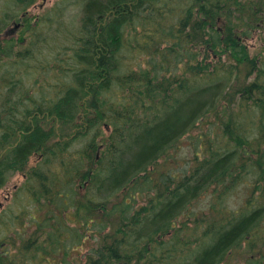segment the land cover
Returning <instances> with one entry per match:
<instances>
[{"label":"trees","instance_id":"16d2710c","mask_svg":"<svg viewBox=\"0 0 264 264\" xmlns=\"http://www.w3.org/2000/svg\"><path fill=\"white\" fill-rule=\"evenodd\" d=\"M26 1L29 3L34 0ZM166 2L167 0H86L83 14L86 30L73 38L77 68L71 82L64 86V91L58 93L50 110L53 108L51 112L62 121L73 120L81 92L88 82L92 91L91 104L96 109L95 115L104 114L106 123L113 128L108 138L110 145L106 148H110V164L102 173L95 170L87 174L90 179L89 188L99 191V194H90L88 197L84 194L86 201L80 203L83 195L79 196V200L77 198L72 201H69V195L73 197L77 194L76 180H81V175L83 178L86 175H78V165L84 163L86 156L81 151L74 152H80L77 155L70 152L65 155L61 149H68L69 141L46 153L48 158L52 156L58 163L56 172H59L50 179L41 174V180V175L34 172L31 178L39 176V179H34L36 182L32 194L36 196L37 192H45L47 205L59 201L64 204L62 210L73 206L72 213L78 220H70L76 221L74 223L77 228H72L77 235H72V231L66 229L68 216L61 219L57 216H65L66 213L42 210L45 212L43 217L32 216L39 226L33 240H27L13 253L0 251V264H25L27 253L29 256L26 264H80L79 261L84 258V264H220L238 239L250 235L249 231L254 227L255 220L262 216L264 210L258 211L257 208L250 214L239 216L221 233L203 242L199 249L177 260V255L168 253L161 235H167L174 227L173 216L177 207L198 195L197 187L187 188L181 197L166 204H162V200H155L154 204L150 203L147 207H136L137 196L149 189L146 184L147 178L150 179L149 174L157 173L154 174V179L158 181L159 174L154 167L157 159L175 146L180 137L190 132L198 120L202 123L208 118L206 113L213 106L214 109L220 107L223 110L221 115L225 116L227 110L223 108L224 105L221 106V102L227 97L222 93L223 84L233 72L236 73L233 74L235 81L244 68L249 74L255 71V60L249 57L244 42L245 35L264 25V0H175L171 6L166 5ZM176 8L180 11L176 13L170 28L166 29L162 19ZM216 21L221 22L217 27ZM139 23L141 34L146 39L150 38L151 43L159 44L155 46V54L160 58L151 60L150 67L139 70L126 68L128 70L119 72L118 54L126 46L127 31L132 29L138 33ZM255 23L258 24L253 27ZM151 24L153 29L146 31ZM164 32L168 34L165 39L168 52L162 54L159 50L163 46L157 39V33ZM4 40L5 48L0 47V55H7V50H11L16 42L12 37ZM4 40L0 39V43ZM8 41L11 44L7 45ZM167 43L163 45L167 46ZM174 46L179 50L175 51ZM180 48L187 55L186 60L181 58L182 65L178 60L173 76L165 75V56L172 51L181 55ZM209 56L215 60L214 63L206 62ZM223 60L229 62L231 69L226 79H220L226 75ZM211 65L217 66L218 72L215 73ZM179 68L182 74L194 77L213 73L214 80L203 87L194 88L189 85L190 79L186 75L181 82L182 79L178 77L181 74H175ZM207 71L211 73H206ZM218 74L220 77H217ZM249 78L246 79L251 82L247 83L243 92L247 97L260 95L258 78ZM169 82L176 84L168 87ZM108 102L114 106H108ZM255 102L259 103V99ZM9 107L10 111L16 112L14 106ZM138 110L142 114L136 117ZM95 127L92 119H89V130ZM16 132H21L18 142L8 151L9 155L0 157V188L6 179L4 172L10 168L21 169L30 154L45 148L50 138L49 132L39 124L29 128L9 111L2 109L0 145L9 144ZM229 147L227 144L223 153H217L219 157L214 162L213 173L227 167V159L232 154ZM261 153L262 148H259L256 154ZM163 178L169 180L166 191L170 193L169 196L173 195V175L165 173ZM150 182L153 184L152 179ZM49 185L55 188L53 193H50ZM85 202L88 203L87 209L84 208ZM48 214H51V218L47 217ZM84 242L88 249L86 254H81L77 250ZM171 259L176 261L171 262Z\"/></svg>","mask_w":264,"mask_h":264},{"label":"rangeland","instance_id":"374dc122","mask_svg":"<svg viewBox=\"0 0 264 264\" xmlns=\"http://www.w3.org/2000/svg\"><path fill=\"white\" fill-rule=\"evenodd\" d=\"M45 1L43 7L39 5V3H43V0H35V3L27 8V6H23L28 4L26 0H0V39L12 37L16 41L13 48L10 51L7 50V55H0V111L2 109L9 111L29 128L39 124L42 129L49 132L50 136L46 147L30 154L21 169L10 168L4 172L6 179L0 188V244H2L0 251H7L8 254L15 252L27 240L31 238V241L33 240L38 233L39 226L32 216L43 217L45 212L42 210L51 209L57 213H66L65 216L61 214H57V216L59 219L68 216L69 222L66 223V229L72 231V235H77L74 232V228H77V224L74 223L76 221L70 220V218L78 220V217L72 213L73 206L70 205L62 210L64 204H60L59 201L47 205L48 200L44 198L47 195L45 192H42L44 195L39 192L36 196L32 194V188L35 187L34 183L36 182L34 179H39V176L31 178L34 172L39 175L43 174L48 179L59 172H56L58 163L52 156L48 158L46 153L69 141L68 149L61 150L65 155L69 152L71 154L81 151V154L86 156L84 163L78 165V175L86 174L84 178L95 170L102 173V170L110 164L108 162L111 155H107L110 149L106 150V148L107 145H110L108 138L113 128L108 126L109 123H106L107 118L104 114L95 115L96 109L91 104L93 101L92 91L88 82L81 92L78 110L73 120L62 121L55 113L51 112L53 108L50 110L55 102L54 99L58 98V93L71 82L73 72L77 68L74 60L73 36L86 30L83 21L86 0ZM174 1L167 0L166 5L171 6ZM25 8L28 12L22 19L21 16ZM179 11V8L171 10L162 19L166 29L170 28ZM19 21L22 23L19 29L12 34H7L6 30L11 28L14 22ZM215 23H217L216 27L221 24L217 21ZM257 24L255 23L253 27H256ZM139 26L140 24L137 25L138 33L132 29L127 31L126 46L122 48L121 54L119 53V72L131 68L139 70L142 67H150L151 60L160 58L155 54V46L159 44L151 43L150 38L146 39L141 34L142 29ZM147 28L146 31H151L152 24ZM157 35L158 41L163 46L159 52L164 54L165 51L168 52L166 49L168 43L165 42L168 34L164 32L157 33ZM245 36L244 42L248 48L250 59L255 60L256 69L249 74L244 68L235 81L236 73L233 72L234 75L232 74L227 80L226 77L230 74L231 69L229 62L223 60V62L225 61L226 75L224 79L226 80L222 87V93L227 97L225 101L221 102V106L224 105L223 108L227 110L225 116L221 115L223 110L220 107L214 109L213 106L206 113L208 118L202 123L198 120L190 132L180 137L176 147L173 146L170 148L171 150L169 149L167 153L157 159L154 167L159 174L158 181L154 179V174L157 175V173H150L149 177L152 178L153 185L152 182H149L150 179H147L146 184L149 189L147 188L137 196L136 207L140 208L147 207L150 203L154 204L155 200H162V204H166L171 200L178 199L187 188L197 187L199 190L196 197L177 207L173 216L174 227L167 235H161L162 240L166 242L168 253L177 255V260L196 251L197 248L199 249L203 242L208 241L211 236L221 233L229 226V223L234 222L239 216L250 214L257 208H259L258 211L264 210V25L256 27ZM170 41L172 42V40ZM164 43H167V46H164ZM5 44V40L1 41L0 47L4 48ZM7 44L11 43L8 41ZM147 44L150 46L146 47ZM176 49L179 50L174 46L175 51ZM180 51L181 55L172 51L168 56H165V75L173 76L172 72L176 70L178 60L181 61L179 62L181 65L183 64L182 59L186 60L187 55L181 48ZM206 62L214 63L215 60L209 56ZM211 68H214V72H218L216 67L211 65ZM206 73L211 72L207 71ZM175 74H181L178 76L182 79L181 82L186 75L190 79L189 85L194 88L205 86L214 80L212 78L214 75L201 76L199 74L194 77L182 74L180 68ZM247 77H250L249 79L258 78L260 95H257L259 98L257 95L247 97V94L243 92L247 83L251 82L246 79ZM170 79L172 80V78ZM232 81H234L233 84H231ZM167 84H169L168 87H172L176 83L169 82ZM256 98L259 99V103L255 102ZM10 105L14 106L16 112L9 110ZM107 105L114 106L109 102ZM141 114L140 110L136 111V117ZM89 119H92V123L96 125L91 130H89ZM199 135L203 139H200ZM20 137L21 132H16L9 144L0 145V157L9 155L8 151ZM227 144L232 153L227 159L228 165L224 170L213 173L214 162L219 157L217 153L219 155L223 153L227 149ZM259 148H262L263 153L257 155L256 151ZM77 154L80 152L73 155ZM250 165L252 166L250 167ZM165 173L173 175L171 192L174 194L171 196L166 191L169 180L163 178ZM42 178L41 175L40 180ZM84 178L81 175V180L79 178L76 180L77 194L73 197L69 195V201L79 199V196L83 195L80 198V203H82L85 201L84 194L87 197L90 194L98 195L99 191L92 190V187L89 188L90 179ZM48 184L47 180L46 185ZM48 188L51 189L50 193L55 190L51 185ZM66 203L69 202L66 201ZM87 207L88 203L85 202L84 208L87 209ZM47 217L51 218V214H48ZM114 220L116 219L114 218ZM254 224V227L249 231L250 235H244L238 239L220 264H264V212L258 220H255ZM178 241L180 244H177ZM87 249L84 242L77 251L86 254ZM28 254L25 255V264ZM69 259V261L72 260L71 255ZM175 261V259H171V262ZM79 263L84 264L85 258Z\"/></svg>","mask_w":264,"mask_h":264},{"label":"bare ground","instance_id":"6f19581e","mask_svg":"<svg viewBox=\"0 0 264 264\" xmlns=\"http://www.w3.org/2000/svg\"><path fill=\"white\" fill-rule=\"evenodd\" d=\"M156 18V17H155ZM138 20V19H137ZM142 22V21H141ZM72 23V22H71ZM140 24V23H139ZM163 24V23H162ZM70 25V24H69ZM64 26V25H63ZM66 29V28H65ZM41 30V29H40ZM42 32V31H41ZM83 32V31H82ZM69 33V32H68ZM74 35V34H73ZM74 37V36H73ZM82 37V36H81ZM70 38V37H69ZM44 39V38H43ZM81 39V38H80ZM35 40V39H34ZM8 45V44H7ZM30 45V44H29ZM36 47V46H35ZM39 47V46H38ZM5 48V47H4ZM8 48V47H7ZM28 48V47H27ZM9 49V48H8ZM11 49V48H10ZM36 50H38V49H36ZM10 51V50H9ZM16 54V53H15ZM120 54H121V52H120ZM22 56V55H21ZM31 56V55H30ZM118 56H119V54H118ZM27 58V57H26ZM39 58V57H38ZM20 60V59H19ZM37 60V59H36ZM45 61V60H44ZM20 62V61H19ZM42 63V62H41ZM64 63V62H63ZM243 64V63H242ZM10 65H12V64H10ZM27 65V64H26ZM59 65V64H58ZM28 67V66H27ZM38 67V66H37ZM56 67V66H55ZM217 67V66H216ZM11 68V67H10ZM57 68V67H56ZM55 68V69H56ZM218 68V67H217ZM20 69V68H19ZM73 69H75V68H73ZM53 70V69H52ZM123 70V69H122ZM235 70V69H234ZM124 71V70H123ZM130 71V70H129ZM222 71V70H221ZM72 72V71H71ZM128 73V72H127ZM216 73V72H215ZM26 74V73H25ZM226 74V73H225ZM55 75V74H54ZM211 75H213V74H211ZM220 75V74H219ZM46 76V75H45ZM34 77V76H33ZM214 77V76H213ZM217 77H219V76H217ZM52 78V77H51ZM181 79V78H180ZM212 79V78H211ZM220 79H222V78H220ZM224 79V78H223ZM185 80H186V78H185ZM71 81V80H70ZM195 81V80H194ZM45 82V81H44ZM188 82V81H187ZM205 82V81H204ZM203 82V83H204ZM56 84H57V82H56ZM118 84V83H117ZM183 84V83H182ZM185 84V83H184ZM202 85V84H201ZM50 86V85H49ZM46 87V86H45ZM111 87V86H110ZM114 87V86H113ZM189 87V86H188ZM191 87V86H190ZM203 87V86H202ZM18 89V88H17ZM29 89V88H28ZM19 90V89H18ZM60 90H61V88H60ZM64 91V90H63ZM142 91V90H141ZM45 92V91H44ZM50 93V92H49ZM173 93V92H172ZM52 94V93H51ZM112 94V93H111ZM136 94V93H135ZM31 95V94H30ZM42 95V94H41ZM187 95V94H186ZM54 96V95H53ZM156 98V97H155ZM182 98V97H181ZM51 100V99H50ZM54 100H56V99H54ZM153 100V99H152ZM114 101V100H113ZM39 102V101H38ZM51 103H53V102H51ZM245 104V103H244ZM255 104V103H254ZM25 105V104H24ZM23 105V106H24ZM32 105V104H31ZM251 105V104H250ZM28 106V105H27ZM145 106V105H144ZM32 107V106H31ZM143 107V106H142ZM148 107V106H147ZM153 107V106H152ZM172 107V106H171ZM257 107V106H256ZM131 108V107H130ZM133 108V107H132ZM141 108V107H140ZM166 108V107H165ZM22 109V108H21ZM39 110V109H38ZM107 110V109H106ZM132 111V110H131ZM238 111V110H237ZM130 112V111H129ZM248 112V111H247ZM120 113V112H119ZM239 113V112H238ZM22 114V113H21ZM147 114V113H146ZM149 114V113H148ZM164 115V114H163ZM146 116V115H145ZM158 116V115H157ZM242 116V115H241ZM149 117V116H148ZM159 117V116H158ZM156 118V117H155ZM154 118V119H155ZM133 119V118H132ZM148 120V119H147ZM219 120V119H218ZM221 120V119H220ZM120 121V120H119ZM136 121V120H135ZM131 122V121H130ZM154 122V121H153ZM195 122V121H194ZM193 122V123H194ZM214 122V121H213ZM27 124V123H26ZM190 125V124H189ZM28 126V125H27ZM79 126V125H78ZM120 126V125H119ZM129 126V125H128ZM91 128V127H90ZM126 128V127H125ZM212 128V127H211ZM88 129V128H87ZM86 131H89V130H86ZM129 131V130H128ZM76 133V132H75ZM92 133V132H91ZM114 133V132H113ZM130 133V132H129ZM208 134V133H207ZM115 135V134H114ZM124 135V134H123ZM195 135V134H194ZM198 135V134H197ZM86 136V135H85ZM126 137V136H125ZM17 138V137H16ZM15 138V139H16ZM199 138V137H198ZM208 138V137H207ZM189 139V138H188ZM203 139V138H202ZM87 140V139H86ZM111 140H112V138H111ZM197 140V139H196ZM195 140V141H196ZM88 141V140H87ZM115 143V142H114ZM175 143V142H174ZM117 144V143H116ZM118 144H120V143H118ZM170 144V143H169ZM192 145V144H191ZM204 145V144H203ZM172 146V145H171ZM196 146V145H195ZM176 147V146H175ZM85 148V147H84ZM110 149V148H109ZM204 149V148H203ZM112 150V149H111ZM171 150V149H170ZM208 151V150H207ZM108 154V153H107ZM111 154V153H110ZM169 155V154H168ZM104 156V155H103ZM184 158V157H183ZM109 163V162H108ZM99 166V165H98ZM100 168V167H99ZM170 168H171V166H170ZM175 169H177V168H175ZM40 170V169H39ZM85 171V170H84ZM169 171V170H168ZM101 172V171H100ZM105 172V171H104ZM107 173V172H106ZM97 174V173H96ZM148 179V178H147ZM152 179V178H151ZM150 179V180H151ZM150 182V181H149ZM145 183V182H144ZM153 185V184H152ZM99 194V193H98ZM100 196V195H99ZM93 197V196H92ZM95 197V196H94ZM99 198V197H98ZM90 199V198H89ZM79 200V199H78ZM91 200V199H90ZM86 201V200H85ZM16 233V232H15ZM19 237H20V235H19ZM6 242V241H5Z\"/></svg>","mask_w":264,"mask_h":264},{"label":"flooded vegetation","instance_id":"af4514ba","mask_svg":"<svg viewBox=\"0 0 264 264\" xmlns=\"http://www.w3.org/2000/svg\"><path fill=\"white\" fill-rule=\"evenodd\" d=\"M45 2H46V1L43 0V3H39L40 7H43ZM33 3H35V0L32 1V2H29L27 5H23V6H27V8H28V6H29V5H32ZM27 8L23 9V12H24V13H22V16H21L22 19H24L25 16L27 15V12H28V11H27ZM17 24H18V25H17ZM21 25H22L21 21H19V22H14L13 26H12L11 28H9V29L6 30V33H7V34H12V33H14L17 29H19V27H20Z\"/></svg>","mask_w":264,"mask_h":264},{"label":"water","instance_id":"95a60500","mask_svg":"<svg viewBox=\"0 0 264 264\" xmlns=\"http://www.w3.org/2000/svg\"><path fill=\"white\" fill-rule=\"evenodd\" d=\"M18 25V24H17Z\"/></svg>","mask_w":264,"mask_h":264}]
</instances>
